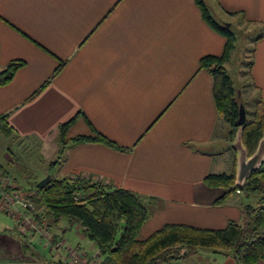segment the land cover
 Masks as SVG:
<instances>
[{"label": "crops", "instance_id": "obj_1", "mask_svg": "<svg viewBox=\"0 0 264 264\" xmlns=\"http://www.w3.org/2000/svg\"><path fill=\"white\" fill-rule=\"evenodd\" d=\"M204 1L222 24L241 17L263 27L249 71L264 94V0ZM225 44L195 0H0V71L25 62L0 87V118L12 141L59 140V126L78 116L70 137L96 131L114 142L118 148L70 146L61 172L146 197L150 217L141 238L165 225L223 229L249 204L239 193L217 204L223 190L204 182L225 171L215 150L228 128L201 59L220 56ZM15 233L0 231V264H64L48 247L26 249ZM66 236L86 249L89 264L99 257L95 244ZM170 264L237 262L200 251Z\"/></svg>", "mask_w": 264, "mask_h": 264}, {"label": "trees", "instance_id": "obj_2", "mask_svg": "<svg viewBox=\"0 0 264 264\" xmlns=\"http://www.w3.org/2000/svg\"><path fill=\"white\" fill-rule=\"evenodd\" d=\"M195 2L209 26L226 38L224 52L220 56L203 57L201 67L213 76L215 103L229 124L233 138L239 128L240 106L245 107L242 99L236 96L234 81L226 67L236 47L237 34L231 25L220 23L212 15L204 0ZM24 65L23 61H12L1 70L0 87L9 84ZM248 65L250 68L252 61ZM260 105L261 111L257 118L246 120L243 126V142L249 156L255 152L264 135V102ZM5 120V117L0 118V131L9 132ZM77 120L78 116L59 126V154L80 143L118 148L96 131L91 135L70 137V130ZM235 180L236 157L230 173L209 174L204 182L209 187L223 190V195L216 201L217 204H223L238 192ZM37 184L38 181L33 186V192L26 193L29 201L35 208L45 207L46 214L53 215L56 225L68 219L84 226L88 239L96 242L102 253L103 264H170L196 255L199 248H210L215 253L231 256L237 264H259L264 260V166L249 175L241 191L247 197L258 196L259 203L245 205L241 210L240 221H230L225 228L217 230L165 225L146 238H141V229L150 217V210L147 198L141 194L56 175L43 189ZM12 191L18 190L13 187L7 189V192Z\"/></svg>", "mask_w": 264, "mask_h": 264}, {"label": "rangeland", "instance_id": "obj_3", "mask_svg": "<svg viewBox=\"0 0 264 264\" xmlns=\"http://www.w3.org/2000/svg\"><path fill=\"white\" fill-rule=\"evenodd\" d=\"M225 21H227L229 25L230 23L232 24V29L236 32L238 38V43H236L230 63L228 64L229 74L234 81L236 96L242 99L245 104L247 120L252 121L257 118L258 113L261 111L260 104L264 102V94L252 81L248 63L252 61L254 56V40L260 35V30H263V27L241 17L239 19L227 17ZM226 124V128H228V132L226 131L225 134L226 140L225 142L219 143L218 150H215L219 152L221 158H224L225 167H223V169H225V171L222 173H230L232 171L236 157L235 151L230 147L235 137L232 138L230 135V126L227 122ZM10 135L11 131H0V166H2L0 167V182H3L4 179H8L6 190L10 187L16 188L19 193L18 198L24 204L13 207L9 206L8 202L0 199V231L7 229L10 233L12 231V234L15 231V234L24 236L23 247L26 249L35 251V247L38 249L45 247L50 248L49 253L51 257L55 256L57 260L60 262L63 261L64 264H89L91 256L86 255L85 257L82 255V252L86 251V249L83 246V248H81L78 244L72 245L73 243L71 244L64 238V235L73 238H75V236H80L83 240L89 241L87 242V246H90V244H95L97 246L96 242L88 239L85 227L79 223H73L68 219H63L58 225L54 224L53 215L46 214L45 207L35 208L29 201L26 193L33 192L34 184L37 181L43 180L48 175L68 177L79 181L89 180L96 185H102L104 187L105 185L99 180L86 178L82 175L66 176L62 174L61 161L67 150L63 154H59L58 150L61 144L58 139L49 143H41L40 141H34L28 138L12 141ZM9 147H11L12 153L9 152ZM56 148L58 150H56ZM223 151H225L224 154ZM59 156L61 157L59 158ZM5 160L8 161L7 163L9 164H6ZM237 193L242 195L241 200L245 203L251 205L259 203L258 196L247 197L239 190ZM6 195H9V192ZM6 199L8 200L9 198ZM22 209L26 212H23ZM45 222L48 223V226H42ZM28 225L35 228H33V230H28ZM56 235L61 236V241L59 243L53 241ZM96 251L99 253L97 254L99 257H94L95 259H92V264H103L102 253L98 246ZM200 251L209 254H220L215 253V251L210 248H199L198 252ZM64 252L65 256H67L66 258L64 255L63 257L61 256V253L64 254Z\"/></svg>", "mask_w": 264, "mask_h": 264}, {"label": "water", "instance_id": "obj_4", "mask_svg": "<svg viewBox=\"0 0 264 264\" xmlns=\"http://www.w3.org/2000/svg\"><path fill=\"white\" fill-rule=\"evenodd\" d=\"M229 26V24H228ZM247 120L246 109L243 105L240 106L239 118L237 124L239 128L235 134L230 147L236 153V180L235 188L242 191L245 188L246 181L250 174L260 170L264 166V135L260 139L255 152L249 156L248 150L243 142L244 124ZM52 175H48L43 180L39 181L37 186L43 189L52 180Z\"/></svg>", "mask_w": 264, "mask_h": 264}, {"label": "built area", "instance_id": "obj_5", "mask_svg": "<svg viewBox=\"0 0 264 264\" xmlns=\"http://www.w3.org/2000/svg\"><path fill=\"white\" fill-rule=\"evenodd\" d=\"M5 177H6V176H5ZM7 183H8V179H4L3 182H0V199H1L2 201H6V202H8L9 206H13V207H15L16 205H23L24 203L21 202V201L19 200V198H18V197H19V193H18L17 191L9 192V195H6V194H8V192H6V191H7L6 188H7V186H8ZM77 197H78V196H77ZM77 197H75L76 200H77ZM6 198H9V199L7 200ZM26 203H27V202H26ZM25 208H26V207H25ZM22 211H23V212H26V211L23 210V209H22ZM28 216H30V215H28ZM42 226H48V223L45 222V223L42 224ZM33 228H35V227L30 226V225L27 226V229H28V230H33Z\"/></svg>", "mask_w": 264, "mask_h": 264}]
</instances>
